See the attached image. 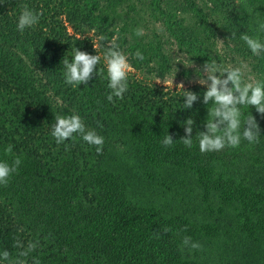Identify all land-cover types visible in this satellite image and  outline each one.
Masks as SVG:
<instances>
[{"label": "trees", "instance_id": "16d2710c", "mask_svg": "<svg viewBox=\"0 0 264 264\" xmlns=\"http://www.w3.org/2000/svg\"><path fill=\"white\" fill-rule=\"evenodd\" d=\"M25 4L40 20L21 33ZM260 23L264 0H0V161H22L0 185V252L14 259L19 239L39 241L28 264H264V117L242 107V127L252 113L259 143L202 154L195 135L205 131L206 88L184 89L200 97L187 110L183 90L147 81L214 59L245 64V80L264 84V53L240 39L264 42ZM113 38L143 77L129 73L124 98L110 103L103 53ZM76 48L101 56L105 77L66 84L62 60ZM73 114L104 138L101 154L79 137L56 144L55 116ZM190 117L187 148L180 140ZM168 134L174 144L165 148ZM185 236L202 250L181 251Z\"/></svg>", "mask_w": 264, "mask_h": 264}, {"label": "clouds", "instance_id": "9594fccd", "mask_svg": "<svg viewBox=\"0 0 264 264\" xmlns=\"http://www.w3.org/2000/svg\"><path fill=\"white\" fill-rule=\"evenodd\" d=\"M22 9L17 23V30L21 33L38 24L40 20V14L30 10L27 4L22 5ZM259 30L264 32V23L259 24ZM135 35L143 36L144 30L142 28L135 29ZM233 38H235V33H232ZM106 39L104 36L99 37L101 41ZM240 39L245 42L253 55L259 56L264 53V42H261L259 38L243 34L240 35ZM135 55L138 60H144L141 52L138 51ZM100 61L101 56L90 55L76 48L71 60L67 59L66 56L62 60L65 83L74 88L87 85L94 76L105 77L106 68L107 87L110 90L107 99L110 103L114 101V98L122 100L128 90V74L131 68L127 57L119 50L115 38L105 46L103 53L105 68L97 71V65ZM246 69L247 65L245 64H241L239 67H225L213 59L197 70V75L199 73L198 83L206 88L203 93V104L208 106V116L204 123L205 131H197L195 135L198 140L199 151L202 154L222 151L226 147L238 148L242 139L250 145L259 143L260 127L256 118L251 113L244 119L242 127L241 108H255L256 112L264 117V84L249 82L250 77L246 81ZM178 87L184 91L183 99L185 102L183 107L187 110L192 109L200 97L192 91H185L183 83L179 84ZM194 124V119L190 117L182 126L185 136L180 141L187 148L193 146ZM51 135L57 145H63L70 140L75 142L76 138L79 137L88 145L95 147L98 154L103 151L104 138L94 130L87 129L84 121L76 114L56 115ZM161 143L165 148H168L174 144L173 137L168 134L163 137ZM12 151V145L6 146V155H11ZM21 163L20 157H15L11 164L0 161V185L5 187L8 185L9 179L18 171ZM169 231L170 229L164 228L160 232H154L153 236L160 238L161 233H168ZM38 244V240L36 242L29 241L25 246L21 240L17 239L14 245L18 249L16 257L11 258L10 252L4 250L0 252V264H28L27 258L36 250ZM180 248L181 251L184 248L202 250V245L193 242L191 237L185 236ZM33 264H39V260L34 259Z\"/></svg>", "mask_w": 264, "mask_h": 264}, {"label": "rangeland", "instance_id": "374dc122", "mask_svg": "<svg viewBox=\"0 0 264 264\" xmlns=\"http://www.w3.org/2000/svg\"><path fill=\"white\" fill-rule=\"evenodd\" d=\"M218 51L221 54H225V46L219 41L218 42V46H217ZM131 68V67H130ZM177 71L173 72L171 76H168L166 78H164L163 80L161 79H156V78H147V81H150L153 84H156L157 86H161L163 88H168V89H175V90H183V89H179V84L183 83L184 84V89L192 87L194 85H200L198 83L199 80V76L198 75H194L193 77L186 79L180 72L183 69H196V67H193L191 65H187V64H182L180 63V65H176ZM183 68V69H182ZM129 73H134L136 74L139 78H142L143 75L138 74L137 72H135L132 68L131 71ZM204 87V86H203Z\"/></svg>", "mask_w": 264, "mask_h": 264}]
</instances>
